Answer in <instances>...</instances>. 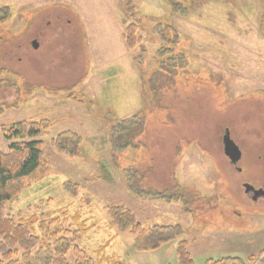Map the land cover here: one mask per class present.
Listing matches in <instances>:
<instances>
[{
    "label": "rangeland",
    "instance_id": "374dc122",
    "mask_svg": "<svg viewBox=\"0 0 264 264\" xmlns=\"http://www.w3.org/2000/svg\"><path fill=\"white\" fill-rule=\"evenodd\" d=\"M134 1L144 17L136 49L122 37L124 8L111 0H0L11 9L0 19V151L40 140L50 167L5 213L80 214L67 227L85 221L89 231L75 244L94 259L105 249L130 264H179L178 244L187 240L194 264H264V199L241 185L264 175V2L190 0L174 11L166 0ZM157 20L169 24L164 34L153 30ZM161 47L181 53L179 64L159 68L168 55L157 57ZM71 92L93 100L95 113ZM108 112L141 118L111 135ZM44 120L40 133H24ZM12 128L25 137H7ZM227 129L243 149L241 172L220 151ZM68 131L81 141L66 138L60 151L53 140ZM112 205L131 209L144 230L181 225L184 233L136 251L138 235L107 216Z\"/></svg>",
    "mask_w": 264,
    "mask_h": 264
},
{
    "label": "trees",
    "instance_id": "16d2710c",
    "mask_svg": "<svg viewBox=\"0 0 264 264\" xmlns=\"http://www.w3.org/2000/svg\"><path fill=\"white\" fill-rule=\"evenodd\" d=\"M189 1L166 0L164 3L174 11H185L189 9ZM122 3L128 16L125 18L127 23L123 39L130 49H136L143 42V36L140 35V24L144 22V17L138 13L134 0H122ZM8 12H11L10 8L0 7V19L5 18V14ZM166 25L161 20H157L153 30L164 34ZM164 42L165 44H168L167 42L176 44L178 40L170 39ZM165 51L168 55L164 56L163 61L158 62L159 68L165 67L164 64H167V61L171 62L170 66L179 64L178 58L182 55L173 47H161L157 57L164 55ZM66 97L82 105L89 113H95L92 110L95 107L93 100L85 96L78 98L73 92ZM140 118V115H134L120 119L114 116L112 112H108L106 116L107 122L112 124L111 135L126 133L127 129L132 124L138 123ZM48 126L49 122L45 120L31 122L28 131L24 133L28 136H34ZM14 136L25 137L22 130L12 128L7 137L12 138ZM66 138L73 139L77 147L81 141V136L78 133L64 132L53 140L54 145L60 151H64L62 141ZM49 172L50 167L44 155L43 142L40 140L14 141L9 145L8 151H0V264H130L120 256L110 257L106 255L105 249L102 251L101 257L94 259L87 254V251L75 244L81 239L82 234L89 231L85 221L79 224L80 228L77 231L67 227L69 220L70 223L72 221L80 222L81 215L78 213L70 217L66 211L60 209L57 212H47L41 215L33 213L26 216L19 213L17 218L5 213L6 206L18 198L28 182L43 179ZM76 188H72L71 191L74 193ZM160 196L168 197L167 194ZM107 216L111 223L121 231L130 230L138 235L134 244L136 251L156 250L184 233L181 225H155L144 230L131 209L122 205L109 206ZM71 251H73V256L69 259L68 254ZM177 255L179 264H194L188 251L187 240L179 242ZM207 264L246 263L241 258L223 257L218 260H209Z\"/></svg>",
    "mask_w": 264,
    "mask_h": 264
},
{
    "label": "water",
    "instance_id": "95a60500",
    "mask_svg": "<svg viewBox=\"0 0 264 264\" xmlns=\"http://www.w3.org/2000/svg\"><path fill=\"white\" fill-rule=\"evenodd\" d=\"M34 46L37 47L38 44L35 42ZM223 145L224 151L227 157L233 164L238 163L242 159V150L239 145L235 142V140L231 137L230 130L227 129L223 136ZM246 193H253V199L257 200L259 197H264V189H256L251 184H245Z\"/></svg>",
    "mask_w": 264,
    "mask_h": 264
},
{
    "label": "flooded vegetation",
    "instance_id": "af4514ba",
    "mask_svg": "<svg viewBox=\"0 0 264 264\" xmlns=\"http://www.w3.org/2000/svg\"><path fill=\"white\" fill-rule=\"evenodd\" d=\"M263 2H264V0H262ZM191 2H192V0H191ZM263 6H264V4H263ZM261 20H264V15H263V18L261 17ZM264 22V21H263ZM261 93V92H260ZM263 96H264V92H262L261 93ZM239 145V144H238ZM239 147H241L240 145H239ZM220 151L222 152V154L224 155V157L233 165V166H235V169L238 171V172H241L242 171V168L238 165L239 164V162L238 163H236V164H233L231 161H230V159L227 157V155L225 154V151H224V145H223V142H222V144H221V149H220ZM242 153H243V149H242ZM263 155V154H262ZM261 154L260 155H258L259 157L260 156H262ZM243 157V156H242ZM222 169H223V167H222ZM217 170H219V169H217ZM224 172H226L227 173V175H228V172L227 171H225V170H223ZM239 174V173H238ZM229 176V175H228ZM230 176L232 177V179L231 180H234V181H239V180H241V179H239L238 177H234V176H232L231 174H230ZM242 176V175H241ZM252 181L253 182H255V183H257V185L255 184V185H253L251 182L250 183H248V184H251V185H253L256 189H264V175L262 176V178L261 177H253L252 178ZM245 184H247L246 182H242V187H243V189H244V191H245V193H246V188H245ZM247 195H248V197L249 198H251L252 200H254L253 199V193L252 192H250V193H246ZM259 199H264V197H259L257 200H259ZM256 201V200H255Z\"/></svg>",
    "mask_w": 264,
    "mask_h": 264
},
{
    "label": "crops",
    "instance_id": "0c3cea01",
    "mask_svg": "<svg viewBox=\"0 0 264 264\" xmlns=\"http://www.w3.org/2000/svg\"><path fill=\"white\" fill-rule=\"evenodd\" d=\"M111 1H113V2H115L116 4H118V6H119V8H120V10H121V13H123V9H122V7H123V3H122V0H111ZM123 37V36H122ZM124 40V39H123Z\"/></svg>",
    "mask_w": 264,
    "mask_h": 264
}]
</instances>
